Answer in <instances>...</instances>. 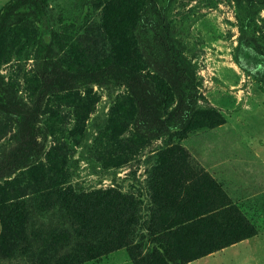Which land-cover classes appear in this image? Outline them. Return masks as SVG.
<instances>
[{"label":"rangeland","instance_id":"1","mask_svg":"<svg viewBox=\"0 0 264 264\" xmlns=\"http://www.w3.org/2000/svg\"><path fill=\"white\" fill-rule=\"evenodd\" d=\"M8 1L0 0V10ZM252 1L158 0L203 95L184 132L135 136L136 103L112 81L79 82L43 99L39 158L0 178V264H134L129 245L143 256L162 252L150 230L152 216L173 198L204 189L195 181L206 182V175L258 232L233 245L238 258L217 251L194 264H264V64L249 67L237 57L240 39L264 51V0ZM47 2L54 55L63 66L83 70L115 62L170 71L156 34L138 30L146 0ZM29 23L0 47V88H12L32 106L43 60L35 58L40 23ZM16 130L0 113V156L15 146ZM111 191L129 204L124 221L130 226L122 231L108 205L95 214V203ZM104 221L106 233H95Z\"/></svg>","mask_w":264,"mask_h":264},{"label":"trees","instance_id":"2","mask_svg":"<svg viewBox=\"0 0 264 264\" xmlns=\"http://www.w3.org/2000/svg\"><path fill=\"white\" fill-rule=\"evenodd\" d=\"M249 3L253 4V1L249 0ZM29 18L33 23H40V30L35 31L39 38L35 58L43 63L32 106L19 99L12 88H0V113L17 125L15 146L0 156V178L10 177L39 158L42 145L38 141L37 116L43 99L51 93L70 90L79 82L112 81L125 86L136 103L133 131L139 138L159 139L175 129L186 131L203 95L199 91L195 68L173 37L170 24L158 8V0H146L138 18V30L149 28L156 34L161 51L168 57L170 71L167 75L160 70L145 71L115 62L83 70L63 66L54 55L57 36L50 25L47 0H9L0 10V47L17 27L31 28L33 24L29 23ZM132 37L135 42L139 38L134 32ZM237 57L249 67L264 64V51L251 46L245 39H240ZM205 179L206 182L201 178L195 181L204 189L180 200L173 198L170 206L157 210L152 216L150 230L156 233L162 252L155 249L143 256L137 253V247L129 245L134 264H187L257 234V229L231 205L218 183L207 175ZM206 192H210L208 200L204 198ZM203 203L208 206L200 207ZM106 205L116 220L115 228L122 231L129 204L118 192L111 191L95 203V214H103ZM108 228L106 221L95 224V233L105 232ZM82 249L87 251L88 247Z\"/></svg>","mask_w":264,"mask_h":264},{"label":"crops","instance_id":"3","mask_svg":"<svg viewBox=\"0 0 264 264\" xmlns=\"http://www.w3.org/2000/svg\"><path fill=\"white\" fill-rule=\"evenodd\" d=\"M263 147H264V144H263ZM262 149H264V148H262ZM260 154L261 155H259V160H261V162L264 164V152H260ZM233 245H236V244H233ZM233 245L222 249L219 253H221V255H225L228 253V257L232 256V257L238 258V252L236 250L234 251V248H236V247H234ZM233 253H235V255H233ZM197 261L198 260H195V261L189 262L188 264H194Z\"/></svg>","mask_w":264,"mask_h":264}]
</instances>
